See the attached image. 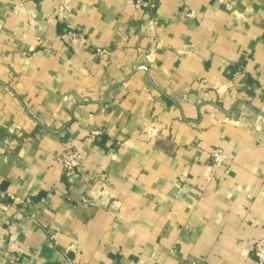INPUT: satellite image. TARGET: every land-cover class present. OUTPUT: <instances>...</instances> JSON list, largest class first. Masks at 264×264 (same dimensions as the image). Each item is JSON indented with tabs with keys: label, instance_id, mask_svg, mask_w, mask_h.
Segmentation results:
<instances>
[{
	"label": "crops",
	"instance_id": "crops-1",
	"mask_svg": "<svg viewBox=\"0 0 264 264\" xmlns=\"http://www.w3.org/2000/svg\"><path fill=\"white\" fill-rule=\"evenodd\" d=\"M1 154L0 264H253L264 0H0Z\"/></svg>",
	"mask_w": 264,
	"mask_h": 264
},
{
	"label": "built area",
	"instance_id": "built-area-1",
	"mask_svg": "<svg viewBox=\"0 0 264 264\" xmlns=\"http://www.w3.org/2000/svg\"><path fill=\"white\" fill-rule=\"evenodd\" d=\"M126 2L132 6L143 8L149 14H152L158 5V0H126ZM150 22L154 23V20L152 19ZM65 36L68 44L74 48L83 49L90 45L88 36L82 30L69 28L67 29ZM95 51L101 58L104 59H108L112 53L109 48L104 47H96ZM91 135L92 138H97L101 135V131L94 130ZM210 158L215 164L220 165L227 158V156L221 149H213L210 153ZM8 159V154L0 155V161H8ZM58 161L62 165L64 173L71 177L77 173L79 167L82 165L83 156L74 148L71 141H66L64 143L63 151L58 157ZM8 197L9 196L6 192L0 190L1 214H5L9 210L10 204L8 202ZM254 254L255 261L253 264H264V235L256 239L254 243ZM65 257L66 258L62 264H77L70 256L66 255ZM6 264H22V262L19 256L12 255Z\"/></svg>",
	"mask_w": 264,
	"mask_h": 264
}]
</instances>
